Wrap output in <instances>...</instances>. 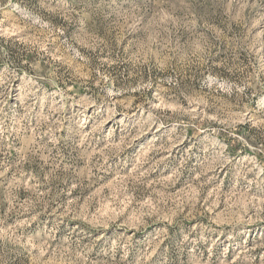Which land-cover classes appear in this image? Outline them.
I'll return each mask as SVG.
<instances>
[{
    "label": "clouds",
    "instance_id": "obj_1",
    "mask_svg": "<svg viewBox=\"0 0 264 264\" xmlns=\"http://www.w3.org/2000/svg\"><path fill=\"white\" fill-rule=\"evenodd\" d=\"M0 264H264V0H0Z\"/></svg>",
    "mask_w": 264,
    "mask_h": 264
}]
</instances>
